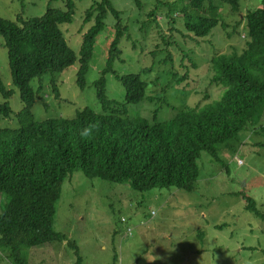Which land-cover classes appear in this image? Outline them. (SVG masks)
<instances>
[{
	"label": "rangeland",
	"instance_id": "obj_1",
	"mask_svg": "<svg viewBox=\"0 0 264 264\" xmlns=\"http://www.w3.org/2000/svg\"><path fill=\"white\" fill-rule=\"evenodd\" d=\"M137 1L110 0L126 32L119 43L120 53L110 64L111 72L103 75L107 100L124 104L132 119L150 120L159 108L157 122H167L183 109L218 101L223 91L211 87L210 60L242 53L244 16L259 8V0H239L237 13L221 6L219 15L225 29L215 28L204 39H194L184 31V18L178 9L186 0H160L177 3L173 23L160 15L163 9L155 12L156 0ZM94 2L99 0H0V18L14 21L18 15L23 19L40 17L47 8L64 12L69 3L72 19L59 29L67 47L77 53L82 34L92 26V21L84 24V15ZM151 12L154 17L149 20ZM103 23L82 89L76 84L77 64L30 83L34 91L38 90L31 109L34 121L71 119L85 108L101 113L95 82L106 69L116 20L108 12ZM115 75H140L148 85L147 96L161 98L163 104L145 100L124 103L125 92ZM0 79L5 89L12 91L7 100L11 115L0 118V130H14L20 127L17 116L23 106L11 83L1 37ZM180 79L182 83L178 84ZM4 101L0 95V104ZM261 127L264 118L254 129L256 133L247 128L218 145L216 158L202 152L191 193L175 188L139 193L128 182L88 179L79 171L73 172L60 187L52 223L53 231L65 240L22 250L27 263L76 264L70 243L75 245L81 264H264ZM246 198L253 201L257 214L247 209ZM0 264H11L1 252Z\"/></svg>",
	"mask_w": 264,
	"mask_h": 264
},
{
	"label": "trees",
	"instance_id": "obj_2",
	"mask_svg": "<svg viewBox=\"0 0 264 264\" xmlns=\"http://www.w3.org/2000/svg\"><path fill=\"white\" fill-rule=\"evenodd\" d=\"M259 2V8L244 16L242 53L218 55L210 60V84L223 91L220 99L183 109L167 122L156 121L159 108L150 120L132 119L124 104L105 96L103 75L111 72L110 64L119 55V43L126 32L110 0L94 2L86 10L84 24L92 21V26L82 34L77 53L67 47L59 29L72 19L69 3L64 12L47 8L40 17L23 19L18 15L14 21L0 18V37L11 83L23 106L17 116L20 127L0 130V252L9 263L28 264L22 250L65 240L53 231L52 223L60 187L73 172L110 183L128 182L139 193L164 188L191 193L202 152L216 158L218 145L247 128L256 131L264 118V0ZM155 4V12L163 9L160 15L173 23L177 3L156 0ZM221 6L237 13L239 0H186L178 9L184 18L185 33L204 39L215 28L224 30ZM108 12L116 23L106 69L95 82L101 113L85 108L71 119L34 121L31 109L38 90L34 91L30 83L77 64L76 84L82 89L95 39L104 28ZM152 17L153 12L148 15L149 20ZM115 77L124 89V103L145 100L163 104L161 98L147 96L148 85L140 75ZM0 95L5 100L0 104V118H9L7 100L12 91L5 89L1 79ZM259 131L264 134V127ZM246 202L247 209L257 214L253 201L246 198ZM68 245L75 250L76 264H81L75 245ZM116 259L115 256L113 261Z\"/></svg>",
	"mask_w": 264,
	"mask_h": 264
}]
</instances>
